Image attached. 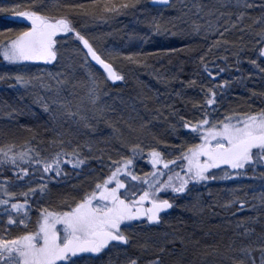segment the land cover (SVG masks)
I'll return each mask as SVG.
<instances>
[{"label": "snow or ice", "instance_id": "snow-or-ice-1", "mask_svg": "<svg viewBox=\"0 0 264 264\" xmlns=\"http://www.w3.org/2000/svg\"><path fill=\"white\" fill-rule=\"evenodd\" d=\"M140 3L141 0H18L0 5V13H9L28 24L19 30L0 32V57L20 68L26 62L45 65L37 74L2 73L0 82L9 88H42L52 93L48 99L37 96L35 102L40 103L53 123L50 129L53 135L47 139L40 138L31 128L27 129L29 135L20 140L0 138V264H95L112 252L117 258L123 254L124 259L118 260V264H141V256L130 252V247L151 253L152 258L145 259L143 264H167V244L174 245L177 240L183 244L184 238L173 233V239L164 243L150 242L147 237L138 243L143 227L160 224L168 210L174 208L176 199L198 185L207 187L210 182L232 180L246 176L249 170L264 168V92L252 91L249 98H260L262 106L245 101L246 110H239L237 105L221 112L225 93L232 83L218 77L230 66L243 72L241 50L226 34L243 21L246 11L238 12L235 20L229 13L222 25L209 21L204 28L205 38L209 32L217 37L196 57L206 77L199 82L182 81L185 88L199 87L202 96L190 101V111H182L174 104L166 106L167 137L153 134L150 144L133 140L132 134L145 131L147 123L134 125L129 122L134 119L131 116L128 121H121L128 134L117 126L118 121L110 115L115 108L104 103L103 97L108 95L110 81L125 80L118 61L148 67L152 58L179 57L181 53L191 55L197 51L194 45L181 41L179 47L161 48L155 53L123 52L103 45L101 36L87 30L89 22H107L135 12ZM154 3L168 6L169 0ZM238 5L245 10L256 7L264 10V0L258 5L255 0H242V4L238 0ZM183 8L188 12L181 11L168 19L162 14L151 16L147 20L149 30L173 37L199 35L202 25L192 21L190 30H186L181 27L184 17L193 8L206 16H211L213 10L205 12V6L198 2L191 7L183 4ZM254 22L261 28L256 33L259 39L254 41L255 58L249 57L248 62L264 76V14L254 18ZM229 46L236 49L231 51L235 57L231 64L228 56L216 58L224 60L225 67L209 59L213 49L229 51ZM57 66L61 71H47ZM243 79V75L234 77L237 82ZM62 93L73 95L76 103ZM175 95L182 97L183 91ZM3 107L10 109L6 114L13 119L25 114L26 106ZM99 123L112 129V139L117 143L113 149L115 157L104 148H95L96 142L91 138L77 139L82 132L95 133ZM6 135L0 131V137ZM173 139L179 143H173ZM94 152L99 155L93 156ZM138 157L147 159L151 171L136 170ZM93 158L102 166L100 173L88 179L86 186L73 184L70 191L57 193L53 199V187L66 183L73 173L77 177L82 175ZM260 174L264 176V172ZM228 192L229 198L221 205L226 210L235 208L236 212H242L255 207L237 189ZM208 195H212L210 189ZM253 199L264 207V191ZM252 219L244 217L237 222V227L243 228L239 235L255 233L254 228L247 227V221ZM195 256L199 264H264V231L239 247L230 244L222 250L206 245L195 250ZM108 264L117 261L110 258Z\"/></svg>", "mask_w": 264, "mask_h": 264}, {"label": "trees", "instance_id": "trees-1", "mask_svg": "<svg viewBox=\"0 0 264 264\" xmlns=\"http://www.w3.org/2000/svg\"><path fill=\"white\" fill-rule=\"evenodd\" d=\"M200 1V0H199ZM228 0H220V2H227ZM205 2H208L205 1ZM251 2V0H249ZM257 5L260 3V0H255ZM145 3L146 0H141L140 5ZM238 3V1H237ZM242 4V0H240ZM147 7V5H146ZM144 8V7H143ZM153 9V7L148 5V9ZM213 13L210 16L213 19L211 20L212 23L215 24H224V21L228 19V14H232V19H236V14L240 11H246L247 14L243 18V21L238 23L236 29L232 30L231 32L226 34L227 39H230L233 36V39L230 41H234L237 45V48L241 50V63L248 62L249 55L251 54L250 51L256 47L254 41L259 37H256V33L260 30L261 26L256 28L254 18L261 16L264 14V10L260 9L259 7L247 9L245 10L242 6L238 5L237 7H221V8H213ZM262 10V11H261ZM220 13H224V16H220ZM135 13L129 12L128 16L129 19L135 18ZM124 15H121V17ZM167 17V16H166ZM217 17L219 20L217 21ZM168 18V17H167ZM114 19L112 22H119L115 21ZM123 20V19H121ZM0 21L3 22L4 27L6 29H13L19 30L21 28L26 27L22 23L16 21H8L6 19H2L0 16ZM113 23L114 28H118V25ZM122 23V22H121ZM124 23V22H123ZM127 24V23H126ZM246 25H250L251 27H245ZM240 29H243L241 31ZM223 29H221L222 31ZM211 33V32H210ZM208 33V34H210ZM207 34V38L203 37L202 35L197 37L196 39H189L188 37H173V39H168L167 37L164 38H151V37H140V34H132L130 35L132 38H141L142 43L140 47L134 48L130 51H144L149 53H155L157 49L167 48V47H179L181 41L186 44H192L196 47L197 51L192 53L191 55H186L181 53L179 57L172 56V57H161L159 59L152 58L148 61V67L137 66V65H128L127 63H120L125 69L131 67L130 73L132 75L146 73L150 74L153 77V81H156L158 84L153 87V85L148 84L146 82H141L139 86L132 87V90L135 93H142L145 99H147V103L149 104V109L152 105L153 111L157 114L156 116H160L162 119V127L152 126L150 127V137L152 139V134H156V131L159 130V136H164L165 131L168 127L166 117H168V108L167 105L174 104L178 109L182 111L186 110L185 105H187L188 101L190 100V93H193L192 90L183 87L182 81L189 79H194V76L198 77L200 80L202 79V75L204 73L198 67V60L196 57L202 54L203 51L208 49L207 41L209 39L215 40L216 34L211 33V35ZM212 36V38L210 37ZM255 36V37H254ZM131 37L124 39L122 37L121 45L125 46L127 43V39H131ZM256 38V39H255ZM125 40V43H124ZM145 40V41H143ZM124 43V44H123ZM230 47V46H229ZM224 48H219L218 51L223 50ZM251 49V50H250ZM214 50V49H213ZM217 50V49H216ZM236 49H231L228 52L231 55V51ZM250 50V51H249ZM223 56L220 54L215 53L212 54L209 59H215V62L222 67L220 64L222 63V59H216L214 57ZM225 56V55H224ZM232 56V55H231ZM235 60V57H232ZM171 60V63H169ZM221 62V63H220ZM11 67L13 65H10ZM44 66V65H43ZM119 67V66H118ZM3 71H11V69L6 68V64L2 57H0V72ZM259 71V70H258ZM231 70H226L225 72L220 74L218 79H227L232 82V87L228 90L229 92L228 97L225 98L224 104L227 105L228 101L231 98V95L234 92H238L237 88L241 89L246 96H241V100L238 103L241 107H247L245 101L248 103L253 104L254 106H262L260 98H250L251 92H264V76L260 74V78L257 80L251 81V86H237L236 84L233 85V79L228 78L233 74ZM255 73H253L254 75ZM125 75V74H124ZM206 75V74H205ZM193 77V78H192ZM129 81L130 78L127 77V73L125 75V80L122 81L121 84L117 85H108V93H122V95L130 101L128 97L129 92L126 90L129 88ZM152 81V79H151ZM10 83V82H9ZM161 83V84H160ZM7 85V84H5ZM165 85V86H164ZM2 83L0 82V131L7 133L6 136L0 137L2 139H16L20 140L29 135L28 128H31L33 131L38 132L40 134V138L47 139L51 137L53 134L50 131L49 124L44 120V118L37 116L31 117L29 110L25 109L24 115H18L14 119L10 118L6 113L10 111L8 108H4L3 106L8 104L12 106H25L21 102L19 97L16 98L11 91L4 89ZM147 87V89H145ZM241 87V88H240ZM164 89V90H163ZM131 90V91H132ZM177 91H183V96L180 97L183 99L184 106L182 104H178V100L176 98L175 93ZM195 91H199V87L195 88ZM127 92V93H125ZM157 93V94H155ZM154 95V96H153ZM196 95V94H195ZM175 96V97H174ZM189 97V100L187 99ZM155 99V100H154ZM180 101V102H181ZM145 102V103H146ZM159 109V113L158 110ZM165 125V126H164ZM126 127V126H125ZM158 135V134H156ZM102 140V139H101ZM108 140H103L101 143H106ZM106 145V144H105ZM112 146V143H110ZM106 146V149L109 150V146ZM95 146V145H94ZM101 148V147H99ZM100 165V163H98ZM95 161H88L87 167L84 168L83 173L87 172L90 169L101 170V165L99 167ZM150 165V164H149ZM69 170H71V166H69ZM151 171V166L148 167V172ZM264 172V171H263ZM262 172L259 171L257 174L252 175L253 171L249 170L248 174L243 177L236 178L235 181L227 180V181H216L210 182L207 187L198 185L192 189L189 194L182 195L176 199V204L173 209L168 210V214L164 215L163 219V234H158L159 232L154 231H144L141 232L140 237L150 238V242L156 243H164L165 240H172L173 233H177L179 236L184 238L185 243H180L179 240L173 244H167L168 252L165 255V259L167 264H199L198 257L195 256V250L199 249L202 250L204 247L207 246H218L222 250L225 249L228 245L232 244L234 247H239L241 243L247 244L250 241L255 239V235L264 231V207H262L258 200L253 199V196L258 195L260 192L264 191V176H261ZM10 174V173H9ZM77 177L75 173L71 175L69 180L56 187H53V195L57 193L66 192L71 190V186L73 184H79V182L74 183V178ZM251 177V179H249ZM76 181V180H75ZM237 189L239 194L244 196L245 199L248 201L249 205H255V207H249L243 210L242 212H236V209L233 208L231 210H226L225 208L221 207V205L225 202L226 199L229 198L228 189ZM209 189L212 192V195H208ZM166 195H171L166 194ZM239 207V205H237ZM235 212V215L232 213ZM244 217H253L254 219L247 221V227L254 228L255 233L251 236H243L239 235V233L243 232V228L237 227V222ZM165 229V230H164ZM168 234L165 237V233ZM161 233V232H160ZM143 235V236H142ZM164 235V237H161ZM198 241V244L194 242ZM135 254V252L130 251ZM147 256H151V253H146ZM122 258L124 259L123 254H121ZM141 256V254H139ZM258 256V253H257ZM113 261H117L118 258L116 255L108 256L106 261L104 262H97L95 264H108L109 259ZM149 257V259H151ZM210 260L213 259L212 257L209 258Z\"/></svg>", "mask_w": 264, "mask_h": 264}, {"label": "rangeland", "instance_id": "rangeland-1", "mask_svg": "<svg viewBox=\"0 0 264 264\" xmlns=\"http://www.w3.org/2000/svg\"><path fill=\"white\" fill-rule=\"evenodd\" d=\"M150 1H152V0H149V2ZM202 1H203V5L205 6V8H204L205 12H207L209 9L221 8L223 6L224 7H228L229 5L232 7L238 6V3H237L238 0H228L227 2H224V3L220 2V0H208V2H205L207 0H202ZM14 2H18V0H0V5H10L11 3H14ZM193 2H194V0H172V2L168 6H159V5L154 6V4H152V6H153L152 10L148 9V7L146 8L145 3H143L142 5L138 6V8L135 12H133V13H135L134 14L135 18L129 19L128 14H126L122 17L121 16L116 17L115 21H118L120 19V21L117 23L112 22L114 19L109 20L107 22H96V23L89 22L87 25V30L92 35L101 36V43L103 45L107 46L108 48L113 49V50L123 51V52H129L130 49L133 50V47L138 49L142 43V40H140L141 38H137V37L132 38L130 36L132 34L138 33V34H140V37H145V38L146 37H151V38L167 37L168 39H173V36L159 35V34H156L152 31H150L147 20L151 16H154V15H161L162 14L165 19H168L170 17L179 15L181 11L188 12L187 8H183V4H188L189 7H191ZM151 3H149V5H151ZM0 16L2 19H5L7 16H10V14L9 13H0ZM121 19H123V20H121ZM212 19H213V17L211 18L210 16H206V15H204L203 12L196 13L195 9L193 8L192 11L189 13V15L184 17L185 23L181 24V27L185 28L186 30H190V28L192 26V21H195L196 23H199L202 25L201 33L199 35L193 33L192 35L188 36V38L189 39H196L197 37H199L201 35L203 37H205L204 28H206L208 26V22L211 21ZM113 23L117 24L118 28H114L113 26H116V25H113ZM254 24H255L256 28L261 26L258 22H255ZM4 29H5L4 24H3V22L0 21V32L4 31ZM213 34H215V33H213ZM208 35H211V33ZM122 37L124 39L131 37V39H127V43L125 46H120L121 41L123 40ZM210 37L212 38V36H210ZM231 39H233V36H231L229 40H231ZM143 41H145V40H143ZM212 41H213L212 39H209L207 41V44L208 45L211 44ZM124 43H125V40H124ZM255 48L256 47H254L252 50L250 49L251 51L249 50L251 54L248 57L255 58ZM70 49H71V45H69V50ZM220 52L223 54V56H218V57H224V55L228 56L226 54H228L229 51H225L224 49L221 51H218V49L212 50L213 55L215 53L220 54ZM232 57L233 56H231L229 54V56H228V63L229 64H231L234 61ZM214 58H217V57H214ZM246 60L248 61V59H246ZM4 62L6 64V68L11 69L13 71V72L7 71V73H9V74L15 73L17 71H27L29 73L37 74L40 69L44 68V66H39V65H37V63H34V62H26V66L24 68H20L17 65H13L11 67L10 66L11 64H9L6 61H4ZM120 63L123 64V63H127V62H119L118 61V66H119V68H122L123 73L125 75L127 73V77L130 78L129 88L126 90L127 92H129L128 97L130 98V101H127V99L122 95V93H108L107 96L103 97V102L107 103V104L111 105L113 108H115V112H112L110 115H111L113 120L118 121L117 126L120 127L125 132V134H128V129L125 127L124 123H122L121 121H128V118L131 116L134 119L132 121H129V122L133 123L134 125H138L139 123H145L146 122L147 123V129L145 131H143L142 133H140L139 135L132 134L131 138L133 140L138 139L142 144H150L152 139L150 137V132L148 130H150V127L158 126V125H160V128H161L162 127V121H161L162 119L160 118V116H156L157 114L153 111L154 109H152V107H154V105H152L149 109V104L146 102L147 99H145V97L143 96L142 93H140V92L135 93V91L132 90V87L138 86L139 88H141L139 86V84L141 82H146L148 84H151V85H153V87H159L160 88L161 86H156V84H158V83L156 81H153V77L150 74L141 73V74L132 75L130 73V71L132 70L131 67L125 69ZM225 63L226 62L224 60H222V63L220 65L222 67H225ZM240 67L243 69L242 73L237 72L236 68L234 66L228 67L227 70H231L232 72H234L228 78L233 79V85L236 84L237 86H241V87L242 86L245 87V86L250 85L248 87V88H250L251 86H253V85H251L252 84L251 81L253 79L257 80L258 78H260V73H259L258 69H255L254 66H252L249 62L241 63ZM47 71L57 72V71H61V68L59 66L49 67L47 69ZM5 72L6 71L0 72V74L5 73ZM249 72L252 73L251 76L248 75ZM253 73H255V74L253 75ZM241 75H243V77H244L243 81L237 82L236 80H234V77H239ZM80 76L82 77L83 74L81 73ZM205 77H206V75L204 73V75H202L201 80H204ZM151 79H152V81H151ZM194 79L198 80V82L201 81L197 76L196 77L194 76ZM187 80H190V79L187 78ZM187 80H185V81H187ZM9 82L14 83V81H9ZM1 83H2L1 87L11 91L12 94H14L16 96V98L17 97H19V98L23 97V100H21V102L23 104H25L26 108L30 112L31 117L35 118L37 116H40V117L44 118V120H46V122H48V123L51 122L49 124L50 129L53 127V123L50 120L49 114L44 111V109L41 107L39 102H35L37 96H43L46 99H48L52 96V93H49L42 88H29V89H25L23 87L9 88L7 85H5V83H3V82H1ZM162 88H166V87L162 86ZM162 88H160V89H162ZM145 89H147V87H145ZM188 89L192 90L193 93H190V100H189V97H187V99L189 100L187 105H185L184 102H182L183 99L176 96V98L178 100V104H182V107L185 105L186 110H184V111H190V109H191L190 101L193 98L199 99L202 96V93L200 92V90L195 91V88H188ZM237 90H238V92H234L231 95L230 100L228 101L227 105L221 109V112L225 111V109H227V108H236L238 103L241 100L240 97L246 96L245 94H247V92H244L239 88H237ZM69 91H71V90H69ZM77 92L82 94L81 90H77ZM127 92H125V93H127ZM228 92L229 91H227L225 93L226 97H228V94H227ZM155 94H157V93H155ZM62 95L64 96V98L71 101L73 104L76 103V99L73 95H69L66 93H62ZM239 110H241V111L246 110V107L240 106ZM164 120H166V119H164ZM158 131L159 130L156 131V134L160 135ZM51 133H52V131H51ZM167 135L168 134H167V129H166L164 137H167ZM89 138L93 139L96 142L95 146H94L95 148H99V147L104 148L106 150V152H111V154L115 157L116 153H115V151H113V149H115L117 147V143L114 139H112V129L108 125H106L104 123H99L97 125L95 133L85 135L82 132L81 135L79 137H77V139L80 141H83V140H86ZM105 139L108 140V142L105 143L106 145L104 143H101ZM172 142L173 143H179V140L173 139ZM110 143H112V146L110 145ZM108 145H110L109 150L106 149V146H108ZM84 151H85V154L87 155L88 154L87 149H85ZM121 151H126V150L121 149ZM92 155L93 156L99 155V153L94 152ZM89 161H95L97 164L99 163V161L94 159V158L90 159ZM149 166L150 165H149L146 158H139V157L137 158L136 170L138 172H141V173L148 172ZM99 167H100V165H99ZM94 170L95 171H93V169L87 170V172H85L83 174V176L80 175L79 177H75L74 183L75 182H79V184L84 183L86 186L87 180L90 179L92 176L98 175L101 171V170H96V169H94ZM103 171L107 172V168H103ZM259 171L263 172L264 168H260ZM257 172H258V169L255 172H253L252 175L255 176V174H257ZM249 179H251V177H249ZM235 180H236V178L232 179L231 181H235ZM54 198H55V195H53V199ZM163 219H164V217H163ZM163 228L164 227H163V220H162V222L156 228H153L152 230H150V232L156 230L159 232L158 234H163ZM164 233H165V231H164ZM140 234H143V233H141V231H140ZM161 237H164V235H162ZM144 238L145 237H140V235H139L138 243H142ZM129 251L135 252L136 255L141 254V258H142L141 264H143V261L145 259H149V257H151V256H147V254L145 252H141L138 248L130 247Z\"/></svg>", "mask_w": 264, "mask_h": 264}, {"label": "flooded vegetation", "instance_id": "flooded-vegetation-1", "mask_svg": "<svg viewBox=\"0 0 264 264\" xmlns=\"http://www.w3.org/2000/svg\"><path fill=\"white\" fill-rule=\"evenodd\" d=\"M121 83H122V81H121L120 83H118V84H121ZM158 225H159V224H158ZM158 225H153V226H151V228H152V227H157ZM147 228H150V227H147ZM114 255H116L115 252H112V253H106V254L103 255L100 259L96 260L95 263H97V262H99V261L104 262V261H106V258H107L108 256H114ZM121 258H122V256H119L118 260H120Z\"/></svg>", "mask_w": 264, "mask_h": 264}, {"label": "bare ground", "instance_id": "bare-ground-1", "mask_svg": "<svg viewBox=\"0 0 264 264\" xmlns=\"http://www.w3.org/2000/svg\"><path fill=\"white\" fill-rule=\"evenodd\" d=\"M151 2H153V0L150 1V2H149V0H146V5H147V7H148L149 3H151ZM194 2H198V3H200V4L203 5V1H202V0H200V1H199V0H194ZM153 4H154V3H153ZM149 6L153 7L152 4L149 5ZM147 7H146V8H147ZM149 9H150V8H149ZM150 12H151V11H150ZM153 228H156V227H152V228H151V227H150V228L143 227L142 230H141V232H144V231H150V230H152Z\"/></svg>", "mask_w": 264, "mask_h": 264}, {"label": "water", "instance_id": "water-1", "mask_svg": "<svg viewBox=\"0 0 264 264\" xmlns=\"http://www.w3.org/2000/svg\"><path fill=\"white\" fill-rule=\"evenodd\" d=\"M156 5H159V4H156ZM159 6H162V5H159ZM10 19H11V20H16V21L18 20V21L22 22L23 24L28 25L26 21H22V20H20L19 18L10 17ZM36 63H38V62H36ZM39 63H43V62H39ZM118 82H120V81H116V82H111V81H110L109 83H110V84H116V83H118Z\"/></svg>", "mask_w": 264, "mask_h": 264}]
</instances>
